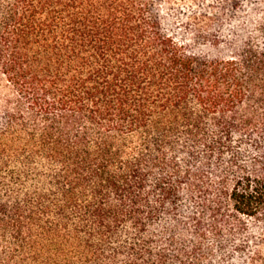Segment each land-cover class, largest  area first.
<instances>
[{
	"label": "trees",
	"instance_id": "trees-1",
	"mask_svg": "<svg viewBox=\"0 0 264 264\" xmlns=\"http://www.w3.org/2000/svg\"><path fill=\"white\" fill-rule=\"evenodd\" d=\"M174 1L0 0V264H264V0Z\"/></svg>",
	"mask_w": 264,
	"mask_h": 264
},
{
	"label": "rangeland",
	"instance_id": "rangeland-1",
	"mask_svg": "<svg viewBox=\"0 0 264 264\" xmlns=\"http://www.w3.org/2000/svg\"><path fill=\"white\" fill-rule=\"evenodd\" d=\"M223 1L224 0H176L174 1L175 4H173L174 9L176 10L175 11L171 10V12L177 13L179 15V16H174V18L183 16L184 14H188L192 11H195L196 13H206V15L209 17V20L207 21L205 20L206 22L202 21L201 28L203 30H206L207 26L212 25V28H214L218 33H220V35L228 38L232 36L233 31H237L238 29H240L241 22L244 21L247 15L246 13L247 10L242 9V11L239 10L233 13H229L228 11L225 10L226 8L222 9L223 6L221 3ZM219 17H221L222 20L220 21V23L218 22L217 24L216 21ZM178 31L179 33L184 35L186 39L188 40L190 39L189 33L180 30ZM193 43H194L193 46L196 47V49H207L204 48V45L201 43H196V42ZM208 50L209 48L207 49V51ZM241 151L242 154L245 156V158L249 157L252 154L251 150L247 146H243ZM188 210L189 207L187 204L183 205L180 208L182 214H185ZM171 226H172L171 220L166 219L165 221H163L162 227L165 230L164 232L158 233L160 240L169 239V237L171 236L178 238L177 235L174 234V232H168V230H166L167 228H172ZM159 231H163V230L159 229ZM206 244L209 246L212 244L210 239H207ZM213 247L215 248V243H213ZM219 258H220L219 254L216 253V256L212 258L211 261L208 262L207 264H219L218 263V261L220 260Z\"/></svg>",
	"mask_w": 264,
	"mask_h": 264
}]
</instances>
